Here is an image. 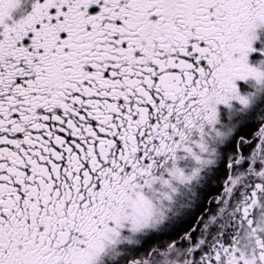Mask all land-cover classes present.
Instances as JSON below:
<instances>
[{
  "label": "snow or ice",
  "instance_id": "1",
  "mask_svg": "<svg viewBox=\"0 0 264 264\" xmlns=\"http://www.w3.org/2000/svg\"><path fill=\"white\" fill-rule=\"evenodd\" d=\"M0 264H264V0H0Z\"/></svg>",
  "mask_w": 264,
  "mask_h": 264
}]
</instances>
